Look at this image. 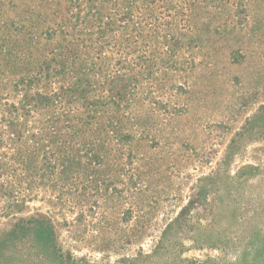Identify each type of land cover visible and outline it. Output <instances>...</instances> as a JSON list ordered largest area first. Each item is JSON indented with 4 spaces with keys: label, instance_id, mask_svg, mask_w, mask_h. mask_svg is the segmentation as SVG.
<instances>
[{
    "label": "rangeland",
    "instance_id": "obj_1",
    "mask_svg": "<svg viewBox=\"0 0 264 264\" xmlns=\"http://www.w3.org/2000/svg\"><path fill=\"white\" fill-rule=\"evenodd\" d=\"M0 264H264V0H0Z\"/></svg>",
    "mask_w": 264,
    "mask_h": 264
},
{
    "label": "trees",
    "instance_id": "obj_2",
    "mask_svg": "<svg viewBox=\"0 0 264 264\" xmlns=\"http://www.w3.org/2000/svg\"><path fill=\"white\" fill-rule=\"evenodd\" d=\"M13 157L11 158L10 162L11 165L9 167V169H14V176L16 178L19 177V174L17 176V173L19 171H24V172H28L29 169H31V166L33 165V162L31 161V153L29 150H17V153H12ZM13 163V164H12ZM29 175L27 174V177ZM21 180V178L19 177V181Z\"/></svg>",
    "mask_w": 264,
    "mask_h": 264
}]
</instances>
